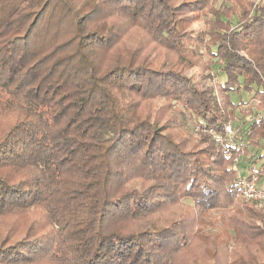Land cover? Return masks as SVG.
<instances>
[{
    "label": "trees",
    "instance_id": "trees-1",
    "mask_svg": "<svg viewBox=\"0 0 264 264\" xmlns=\"http://www.w3.org/2000/svg\"><path fill=\"white\" fill-rule=\"evenodd\" d=\"M172 1L92 0L82 10L73 0H0V115L14 114L0 133V218L38 208L41 228L50 230L0 249V264H155L157 251L141 237L160 231L151 232L152 224L128 229L163 201L177 206L185 196L199 213L218 210L233 229L240 245L234 260H227L225 241L209 240L223 264H264V208L241 204L227 190L237 177L233 159L249 147L264 151V4L188 0L189 15L220 1L222 13L208 20L203 62L214 81L213 60L220 65L216 97L213 88L196 92L171 67L154 69L160 45L182 57L180 6ZM125 29L144 35L131 41ZM242 91L256 102L247 126L238 127L247 146L211 148L205 165L165 134L171 119L159 125L141 113L147 99L161 97L185 103L201 126L234 122L239 104L230 94ZM207 180L218 182L219 192ZM250 228L260 236L254 251L243 242Z\"/></svg>",
    "mask_w": 264,
    "mask_h": 264
},
{
    "label": "rangeland",
    "instance_id": "rangeland-1",
    "mask_svg": "<svg viewBox=\"0 0 264 264\" xmlns=\"http://www.w3.org/2000/svg\"><path fill=\"white\" fill-rule=\"evenodd\" d=\"M73 1L82 10L86 6L90 5L88 1L92 2V0ZM212 1L213 0H211V2ZM250 1L254 3V6H261L262 4H264V0ZM187 2L188 0L172 1L173 6H180V8L177 7V10L175 12L177 16L176 19H181L179 27L181 28V31L184 32L183 37L181 38V46L179 48L182 57L177 55L170 49H165L163 45H160L156 48V55L158 56L157 64L153 66H155L154 69H158L162 63L164 64V67H160V69H167L171 67L172 70H175V73L176 71H179L183 78H187L190 88L196 90V92L203 91L204 89L208 88H213L214 95L218 97L215 82H224V79L222 78L223 74L219 75V73L221 72L220 65L216 60H213L214 66L212 69L215 74L214 81V79L211 80V78L207 77L209 73L205 70L203 62L208 60L205 49L207 47V41L209 39V34L207 35L206 32L209 27L208 20L211 19L212 14L215 15L214 11L218 10L219 13H222V8H219L220 1L216 2V6H213L210 3L211 5L207 7L206 10L203 11V9H201L200 12H195L193 15H189L186 10L188 7H190ZM189 2H192V0H189ZM232 24H236L235 18L232 19ZM116 33H122V30H117ZM122 34H127L131 41H137L139 37H143L144 35L143 32H139L136 30L127 31L126 29ZM201 37L203 38V41H201ZM116 56L117 53L114 54V57ZM144 56L150 58V51L147 50L144 53ZM175 61H177L176 64H174ZM168 63H172L176 65V67H172ZM251 96L252 93H247L245 91H242L240 93H231L230 99L232 100V102H234L235 104H239L237 118H235L234 122L230 121L223 124L220 123V121H217L215 126H201L196 114L192 113L187 105L180 100H177L173 104L170 102V100L163 99L161 97H157L156 99L150 98L145 101L144 105H142L141 113L148 115L149 117H151V120H155V122H157V124L159 125L164 124L165 121L169 122V119H171L172 123L170 125V129L167 128L164 131L165 134L173 138L175 141L179 142L180 145L182 144L181 148L184 151L193 153V156L195 157L196 155L198 156V154H200L199 158H201L202 164L205 165L207 159L208 161H213V159H210L209 156L206 157V153L209 152V149H213L216 147L225 148V146L217 142L215 138L226 137V142H228L230 146H238L236 143H238L239 146H247V142L240 140L241 135L238 132V127H246L251 120V115L248 112L252 107L255 111L254 106L256 102L252 99ZM2 97L4 99L7 98V96L5 95H2ZM186 99L188 100V102L190 101L195 106H197V100L188 97ZM13 122L14 114L11 113L7 116L0 115V133L7 124ZM173 122L175 124H173ZM226 126H229L231 128V134L226 132ZM203 151H205L204 154H202ZM254 151V148H248V152H250L253 157ZM248 157L251 156L249 155ZM236 158L239 160L237 168L238 173L241 174L244 170V163L249 167L250 161L247 157H245V154L240 153V155L233 159L229 167V169L233 170L235 173L236 171L234 170V160ZM205 167V170L209 169L208 166ZM236 175L238 176L237 173ZM234 182L235 181L233 180L229 184H227V190H232L233 192L237 193V196H235V198L239 199L241 201H239L241 204L242 202L244 204V202L246 201L250 205L256 204L257 206L264 208V204L262 203L258 204L254 201L242 198L237 192L238 190L234 186ZM149 184L150 183L148 182L141 184L142 187H138V189L140 191H145L150 186ZM207 184L211 189L213 188L219 192L218 182L211 183L207 180ZM176 185L179 186L180 184ZM190 190L195 192L198 191L199 197H206L202 193V187L193 186V188H191ZM194 200L195 199L191 196L182 197L178 201L180 205L177 206L166 204L163 201V203L158 206L159 208L157 209V211H154L155 213L153 215L150 214L146 216L143 219V222H140V224L130 225L131 227L130 229H128V231H134L139 228H146L149 224L153 225V228L150 230L151 232H154L155 230V232L160 231V233L158 234L144 235V238L143 236L141 237L148 244V247H145L147 250H150L153 247L155 249V252L157 251L155 254V264H161L163 260L165 262L168 261L171 264H210V262L213 261L217 264H223V262L221 261V257L217 252V249L213 247V250H210V238L214 239V243L217 245L219 242L225 241L226 243L224 245L228 254L227 260H234V256L232 255V253L238 251L240 245L236 244L234 241L235 233L233 229L228 230V228H226V221H223V216L216 209L208 210L205 213H199V211L195 209ZM42 215L43 213L38 208H35L23 213L1 217L0 249L3 250L23 241L33 240L35 242L38 238V235L50 232L48 227L41 228ZM31 229L35 230L36 232L29 233ZM253 230L254 229L250 228V232L246 234L247 239L243 238L244 245L247 246L246 250L248 251H254V244L259 245L260 236H255ZM171 231H174V234H170L171 236H169V233H171ZM165 234L168 235V237H166ZM240 241L242 242V239H240ZM31 264H58V262L50 258H43L39 261L35 260Z\"/></svg>",
    "mask_w": 264,
    "mask_h": 264
},
{
    "label": "built area",
    "instance_id": "built-area-1",
    "mask_svg": "<svg viewBox=\"0 0 264 264\" xmlns=\"http://www.w3.org/2000/svg\"><path fill=\"white\" fill-rule=\"evenodd\" d=\"M225 130L227 133L231 134V128L229 126L225 127ZM231 137V136H230ZM226 137L223 138H215L217 142H219L223 146H229L228 142H226ZM238 148H240L238 146ZM242 152V150H241ZM238 162L239 160L236 158L234 160V170L238 174L237 179L235 180V187L238 190L239 195L247 200L254 201L255 203H262L264 204V187L258 188L256 186L258 178H259V173H251L248 177H242L238 173ZM237 165V167H236Z\"/></svg>",
    "mask_w": 264,
    "mask_h": 264
},
{
    "label": "crops",
    "instance_id": "crops-1",
    "mask_svg": "<svg viewBox=\"0 0 264 264\" xmlns=\"http://www.w3.org/2000/svg\"><path fill=\"white\" fill-rule=\"evenodd\" d=\"M254 157L252 156V154L249 152V155L251 157H248V154H245V157L248 158V160L250 161V166L248 167L247 164L244 163V170L243 172L240 174L241 176H248L251 173H259V178L257 181L256 186L258 188L264 187V158L258 159L260 157L264 156V151L262 150V148H255L254 149Z\"/></svg>",
    "mask_w": 264,
    "mask_h": 264
}]
</instances>
